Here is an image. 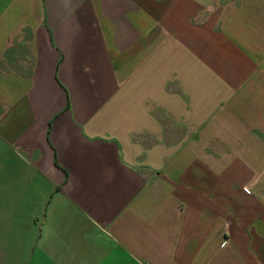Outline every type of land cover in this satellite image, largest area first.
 Returning <instances> with one entry per match:
<instances>
[{
	"label": "crops",
	"instance_id": "0c3cea01",
	"mask_svg": "<svg viewBox=\"0 0 264 264\" xmlns=\"http://www.w3.org/2000/svg\"><path fill=\"white\" fill-rule=\"evenodd\" d=\"M0 177V264H264V0H0Z\"/></svg>",
	"mask_w": 264,
	"mask_h": 264
},
{
	"label": "rangeland",
	"instance_id": "374dc122",
	"mask_svg": "<svg viewBox=\"0 0 264 264\" xmlns=\"http://www.w3.org/2000/svg\"><path fill=\"white\" fill-rule=\"evenodd\" d=\"M0 180H1V177H0Z\"/></svg>",
	"mask_w": 264,
	"mask_h": 264
},
{
	"label": "built area",
	"instance_id": "2783aa9c",
	"mask_svg": "<svg viewBox=\"0 0 264 264\" xmlns=\"http://www.w3.org/2000/svg\"><path fill=\"white\" fill-rule=\"evenodd\" d=\"M226 244V243H225Z\"/></svg>",
	"mask_w": 264,
	"mask_h": 264
}]
</instances>
